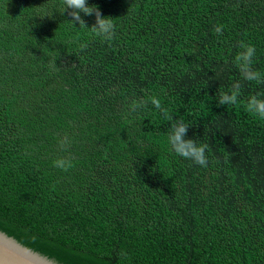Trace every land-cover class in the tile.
Wrapping results in <instances>:
<instances>
[{
  "label": "trees",
  "instance_id": "1",
  "mask_svg": "<svg viewBox=\"0 0 264 264\" xmlns=\"http://www.w3.org/2000/svg\"><path fill=\"white\" fill-rule=\"evenodd\" d=\"M88 3L111 40L63 0H0V230L61 264H264V80L235 61L252 45L264 74V0ZM176 121L207 167L170 151Z\"/></svg>",
  "mask_w": 264,
  "mask_h": 264
},
{
  "label": "clouds",
  "instance_id": "2",
  "mask_svg": "<svg viewBox=\"0 0 264 264\" xmlns=\"http://www.w3.org/2000/svg\"><path fill=\"white\" fill-rule=\"evenodd\" d=\"M63 8L65 11L68 8L74 10L71 13V22L73 26L76 23H79L80 26L83 25L84 27H87L81 17V12L85 15H92L95 13L96 22L90 27V29L95 35L103 39H112L115 32L113 18L102 15L101 10L95 5L89 4L88 0H63ZM216 32H221V27H217ZM242 48L243 51L236 56L235 61L241 70L243 79L257 82L264 80V74L253 70L251 67L253 57L256 55L255 47L252 45H242ZM239 95L240 84L237 82L229 91L221 94L219 104H235L238 102ZM146 104H151L156 109L161 108V100L157 96H148L144 100L133 101L131 108L132 110H135L136 108H141ZM245 108L250 115L264 121V96L251 95L246 101ZM188 127L189 125L183 121H176L172 124L170 132L167 136L170 151H173L180 157L191 160L195 164L207 167L209 163L207 155L208 146L203 143H197L196 140L188 138ZM54 166L66 170L71 166V162L66 159H57L54 161Z\"/></svg>",
  "mask_w": 264,
  "mask_h": 264
},
{
  "label": "water",
  "instance_id": "3",
  "mask_svg": "<svg viewBox=\"0 0 264 264\" xmlns=\"http://www.w3.org/2000/svg\"><path fill=\"white\" fill-rule=\"evenodd\" d=\"M0 264H61L0 230Z\"/></svg>",
  "mask_w": 264,
  "mask_h": 264
}]
</instances>
